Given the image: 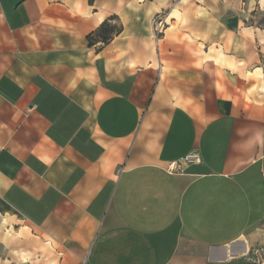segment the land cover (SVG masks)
I'll use <instances>...</instances> for the list:
<instances>
[{"label":"crops","instance_id":"obj_1","mask_svg":"<svg viewBox=\"0 0 264 264\" xmlns=\"http://www.w3.org/2000/svg\"><path fill=\"white\" fill-rule=\"evenodd\" d=\"M242 4L0 0V217L43 237L20 262L264 264V32Z\"/></svg>","mask_w":264,"mask_h":264},{"label":"rangeland","instance_id":"obj_2","mask_svg":"<svg viewBox=\"0 0 264 264\" xmlns=\"http://www.w3.org/2000/svg\"><path fill=\"white\" fill-rule=\"evenodd\" d=\"M212 3L219 2L221 0H210ZM242 6L240 14L243 18L245 26H252L260 31L264 32V0H242ZM240 4V2H238ZM115 27L116 25H111ZM14 234L17 235V239L13 238ZM37 237L43 240L41 234L36 231H32L25 227L18 219L10 216L2 218V223L0 224V264H53V262L46 261L48 257L42 256L37 253L33 256L32 260L29 261L27 258H22L21 261L14 255L15 250H27L34 252L29 247V242ZM56 258L61 264H65L62 256H58L62 252L56 247Z\"/></svg>","mask_w":264,"mask_h":264},{"label":"built area","instance_id":"obj_3","mask_svg":"<svg viewBox=\"0 0 264 264\" xmlns=\"http://www.w3.org/2000/svg\"><path fill=\"white\" fill-rule=\"evenodd\" d=\"M153 27H154V32L156 37L159 36L162 32V29L164 27V18L161 15L156 16L153 21ZM183 164H199L200 163V158L197 152L191 151L187 156H185L182 160ZM167 172L172 174L175 172H178L180 170L179 164L176 162H170L167 166Z\"/></svg>","mask_w":264,"mask_h":264},{"label":"trees","instance_id":"obj_4","mask_svg":"<svg viewBox=\"0 0 264 264\" xmlns=\"http://www.w3.org/2000/svg\"><path fill=\"white\" fill-rule=\"evenodd\" d=\"M116 31L115 27L109 26V24L104 23L97 31V35L102 42H106L110 35H112Z\"/></svg>","mask_w":264,"mask_h":264},{"label":"bare ground","instance_id":"obj_5","mask_svg":"<svg viewBox=\"0 0 264 264\" xmlns=\"http://www.w3.org/2000/svg\"><path fill=\"white\" fill-rule=\"evenodd\" d=\"M1 222H2V219H1V217H0V224H1Z\"/></svg>","mask_w":264,"mask_h":264}]
</instances>
